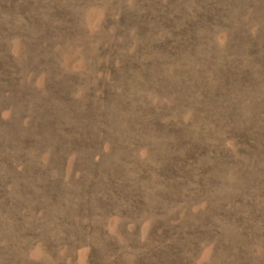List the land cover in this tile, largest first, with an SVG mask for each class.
I'll return each mask as SVG.
<instances>
[{
	"label": "rangeland",
	"instance_id": "374dc122",
	"mask_svg": "<svg viewBox=\"0 0 264 264\" xmlns=\"http://www.w3.org/2000/svg\"><path fill=\"white\" fill-rule=\"evenodd\" d=\"M0 264H264V0H0Z\"/></svg>",
	"mask_w": 264,
	"mask_h": 264
}]
</instances>
